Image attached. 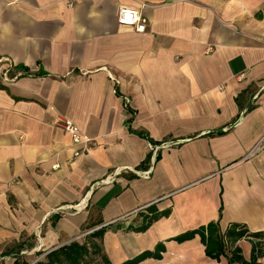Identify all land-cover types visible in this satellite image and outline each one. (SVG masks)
I'll return each mask as SVG.
<instances>
[{
	"label": "crops",
	"instance_id": "0c3cea01",
	"mask_svg": "<svg viewBox=\"0 0 264 264\" xmlns=\"http://www.w3.org/2000/svg\"><path fill=\"white\" fill-rule=\"evenodd\" d=\"M58 117L93 141L84 155ZM262 139L264 0H0V264L101 228L111 264L158 245L139 264H227L175 239L264 232Z\"/></svg>",
	"mask_w": 264,
	"mask_h": 264
},
{
	"label": "trees",
	"instance_id": "16d2710c",
	"mask_svg": "<svg viewBox=\"0 0 264 264\" xmlns=\"http://www.w3.org/2000/svg\"><path fill=\"white\" fill-rule=\"evenodd\" d=\"M157 217H145L141 227L137 232L146 231ZM106 229L101 228L89 235L83 241H72L69 244L61 246L47 254L41 260L33 264H111L104 253L102 240ZM195 235L200 237L204 246L206 257L219 261L221 257L227 259V264H260L264 258V232L251 234L246 227L232 224L224 232H221L218 224H209L206 227L186 233L175 239L178 243L192 239ZM241 240H247L252 245L250 260L247 262L242 258L241 250L236 244ZM164 252L162 245H158L154 252H146L126 261L123 264H139L145 259H159ZM41 257L42 253L36 254ZM14 264H30L19 257V251Z\"/></svg>",
	"mask_w": 264,
	"mask_h": 264
},
{
	"label": "built area",
	"instance_id": "2783aa9c",
	"mask_svg": "<svg viewBox=\"0 0 264 264\" xmlns=\"http://www.w3.org/2000/svg\"><path fill=\"white\" fill-rule=\"evenodd\" d=\"M117 22L121 27L131 29L133 32L138 34L145 33L148 25L147 19L142 15L140 11H134L128 8L119 9ZM53 124L55 127L67 133L71 138L72 144L78 147L74 151V157H80L84 155L93 146V141L84 134L80 133V131L72 121L58 117ZM161 146L162 148H169L170 144L164 143ZM154 150L156 151L158 149ZM260 150H264V139H262L256 145L252 153ZM53 168L55 169L56 166H54ZM148 175V171L141 174V176L144 178L148 177Z\"/></svg>",
	"mask_w": 264,
	"mask_h": 264
},
{
	"label": "rangeland",
	"instance_id": "374dc122",
	"mask_svg": "<svg viewBox=\"0 0 264 264\" xmlns=\"http://www.w3.org/2000/svg\"><path fill=\"white\" fill-rule=\"evenodd\" d=\"M86 236H82V237H79V238H77L75 241H79V242H81V241H83L84 240V238H85ZM42 259V257H38L37 255H32L31 256V259H28V263H30V264H33V263H35V262H37V261H39V260H41Z\"/></svg>",
	"mask_w": 264,
	"mask_h": 264
}]
</instances>
